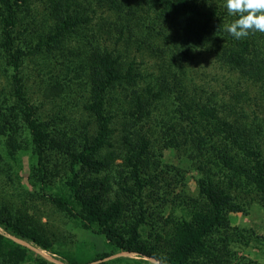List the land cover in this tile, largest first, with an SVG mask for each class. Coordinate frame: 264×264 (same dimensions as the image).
Wrapping results in <instances>:
<instances>
[{
    "label": "trees",
    "instance_id": "obj_1",
    "mask_svg": "<svg viewBox=\"0 0 264 264\" xmlns=\"http://www.w3.org/2000/svg\"><path fill=\"white\" fill-rule=\"evenodd\" d=\"M43 1L54 23L34 46L15 31L31 0H0V57L9 72L7 91L0 88V163L17 178L10 181H22L18 172L27 156L24 182L47 195L74 227L102 237L105 250L48 235L0 203V264H57L12 238L62 264H264L237 257L234 247L246 237L229 220L247 214L253 202L264 207V123L256 116L246 122L237 100L221 109L197 86L188 88L176 65L180 55L191 59L192 51L205 48L229 71L263 86L249 50L252 34L229 35L224 21L231 15L219 13L212 0H92L117 19L110 25L115 46L147 49L163 65L158 76H146L135 58L125 61L123 51L99 43L67 65L49 95L65 98L75 82L88 86L82 106L90 129L77 140L40 122L20 75L22 59L43 56L88 22L66 6L60 12L56 0ZM252 67L255 77L247 71ZM115 149L116 167L106 158ZM165 151L189 160L194 190L184 170L164 161Z\"/></svg>",
    "mask_w": 264,
    "mask_h": 264
},
{
    "label": "rangeland",
    "instance_id": "obj_2",
    "mask_svg": "<svg viewBox=\"0 0 264 264\" xmlns=\"http://www.w3.org/2000/svg\"><path fill=\"white\" fill-rule=\"evenodd\" d=\"M56 0L55 5L60 8V12L65 13V6L72 16L78 15L87 17L88 22H82L80 28L75 33L66 35L60 44H51L48 50H42L43 56H27L21 60L20 75L23 77V84L29 103L35 107L36 115L40 122L51 129L53 127L63 131V135L69 138L74 136L77 140L83 136L82 132L90 129L91 118L83 110L86 97L88 96L87 87L79 89L75 82L65 95V98L52 97L49 90L55 83L62 82L66 72V66L74 67L87 51H95L97 43L109 47H115L123 51L125 61L134 59L140 72L144 75L153 73L154 76L160 74L163 63L161 59L150 53L147 49L139 52L135 45L126 47L124 43L115 46L113 35H117L111 24L117 21L113 13H110L107 6H101L92 0ZM219 13L228 14L225 7V0H212ZM47 1L31 0L20 17L16 26V33L19 38L26 39L28 44L38 42V38L46 39L48 29L53 26L54 14L46 8ZM70 6V7H69ZM132 8L134 4L132 3ZM229 15V14H228ZM224 21V26L231 23L237 17L229 16ZM111 31V32H108ZM21 33V34H20ZM107 34L111 35L109 38ZM252 42L249 46L251 54L254 56L253 63L259 67L256 73H260L264 81V33H251ZM233 39V38H232ZM243 40V39H241ZM57 45V48L53 46ZM163 46V45H161ZM43 49L46 47L43 46ZM168 48V46H167ZM166 51L169 52L167 49ZM174 53V52H173ZM169 52V56L173 54ZM44 57V58H43ZM43 58V59H41ZM177 67L185 72V76L177 70L179 76L185 80L186 86L195 85L203 91L206 97L220 105L229 106L237 100L244 107L246 122L258 117L264 123V83L263 86L251 79L247 80L238 71H229L224 65L217 61L216 53L205 48H198L192 51L191 59H182L179 56ZM142 62V63H141ZM141 63V64H139ZM177 63V62H176ZM254 65V66H255ZM5 62L0 57V88L8 89V73L4 72ZM77 67V66H76ZM248 73L253 75L255 67L248 68ZM254 76V75H253ZM255 77V76H254ZM147 81L150 79L147 78ZM7 91V90H6ZM89 101V100H87ZM85 102V103H84ZM83 105V106H82ZM232 116L229 119H234ZM90 120V121H89ZM73 137V138H74ZM5 142V138L2 139ZM105 154L108 160L113 157L112 164L116 167L121 159L118 158V150ZM27 156L23 157V170L18 172L23 179L15 180L14 175H9L7 166L0 163V203L8 208L18 211L36 221L48 235L73 240L75 244L85 245L96 249L98 252L105 250L103 238L96 236L89 231L80 230L61 213L43 192H36L31 186L24 182L27 176L26 167ZM164 161L172 164L186 172V179L191 190H194L195 174L193 173L190 162L184 157H180L176 151H165ZM10 178H15L10 181ZM230 224L236 227L246 237V242L234 247L237 257H244L259 263L264 262V207L253 202L247 214L235 213L229 215ZM14 241L27 246L39 253L45 259L62 264L57 258L48 253L33 247L27 242L12 238ZM247 243L246 245H244ZM119 256L132 257L127 253ZM153 262V261H152Z\"/></svg>",
    "mask_w": 264,
    "mask_h": 264
},
{
    "label": "clouds",
    "instance_id": "obj_3",
    "mask_svg": "<svg viewBox=\"0 0 264 264\" xmlns=\"http://www.w3.org/2000/svg\"><path fill=\"white\" fill-rule=\"evenodd\" d=\"M229 15L237 17L224 26L236 40L247 38L250 33H264V0H225ZM157 264H163L158 260Z\"/></svg>",
    "mask_w": 264,
    "mask_h": 264
}]
</instances>
